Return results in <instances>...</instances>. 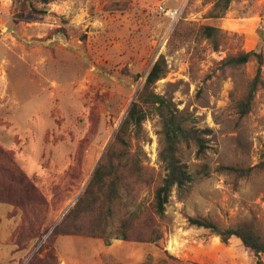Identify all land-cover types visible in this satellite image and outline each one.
I'll use <instances>...</instances> for the list:
<instances>
[{"label":"rangeland","instance_id":"374dc122","mask_svg":"<svg viewBox=\"0 0 264 264\" xmlns=\"http://www.w3.org/2000/svg\"><path fill=\"white\" fill-rule=\"evenodd\" d=\"M162 4L177 11L173 21ZM210 8L203 0H53L45 15L21 20L14 0H0V151L44 200L40 207L18 206L8 189L15 174L0 160V198L9 200L0 201V264H264V254L255 256L238 239L223 244L187 221L243 224L264 235V171L240 177L224 170L256 166L264 148V63L263 86L242 119L231 98L244 94L257 64L224 65L239 53L264 54V0H235L219 20L207 17ZM200 26L221 31L217 49L191 31ZM160 56L167 74L154 92L206 132L199 157L192 145L178 149L193 180L182 195L172 191L166 220L151 212L164 176L158 118L149 116L138 137H126L148 177L123 204L150 213L162 239L135 241L136 232L127 241L92 237L91 228L100 229L82 214L75 222L83 231L62 235L77 232L62 222L84 198L96 166L115 164L122 148L115 135Z\"/></svg>","mask_w":264,"mask_h":264},{"label":"trees","instance_id":"16d2710c","mask_svg":"<svg viewBox=\"0 0 264 264\" xmlns=\"http://www.w3.org/2000/svg\"><path fill=\"white\" fill-rule=\"evenodd\" d=\"M14 1L18 5L16 17L21 20L28 15H45L48 5L53 2V0ZM203 1L211 3L207 17L219 20L226 15L231 2L235 0ZM180 27L181 23H178V29ZM191 31L195 32L199 39L210 41L214 49L218 48L221 36L219 29L212 26H200L192 28ZM252 60L257 64L255 76L248 83L246 91L240 98H231V108L241 119L249 114L255 94L263 86L261 67L264 63V54L260 50L243 52L226 59L224 62L226 67L238 69ZM166 74V62L163 56H160L144 76L141 89L130 103L126 117L115 135L116 142L122 146L115 164L106 160L96 166L84 198L77 201L75 208L69 212L62 222V227L65 224L68 227L72 223V227L77 228V232L61 230L62 235L83 231L84 228L80 226L81 224L76 226L75 222L82 214L85 218H90L91 225H98L100 229L91 228L89 234L92 237L103 238L108 241L109 238L114 236L116 239L127 241L131 238V232H136L135 241L158 244L162 239V233L158 226L153 223L152 217L166 220L165 207L172 191L175 189L178 195H182L193 180L187 166L180 160L178 149L183 145H192L196 148V154L199 157L205 149L203 136L206 133L195 127L194 118L191 115L179 111L170 100L154 92L155 83L164 78ZM149 116H155L159 120L158 158L164 171L163 178L154 189L151 203L153 216L150 213L143 214V211L138 210L139 208L129 211L126 209V205L123 204L125 196L131 197L133 187L139 183H146L143 179L148 177V172L142 166L139 156L136 153L128 152L126 137H138L143 122ZM0 160H4L3 164L7 165L8 168L5 170L7 173L15 174V177L10 180L14 184L9 186L8 189L14 191L16 204L19 203L18 206L23 207V209L24 207H40L43 205L44 200L41 198L34 182L19 170L5 152L0 151ZM224 170L234 172L240 177H245L254 170L263 172L264 148L260 153V159L256 166L248 169L227 167ZM0 171H4L3 168L0 167ZM128 179H132L133 183H128ZM100 196L103 198H100ZM2 200L4 198H0V201ZM96 200H103V202L101 205H97L95 204ZM6 201L9 200L2 202ZM31 202L34 206L30 204ZM187 221L190 226L209 230L223 244H227L231 238H236L246 250L252 252L255 256L259 257L264 254V235L246 225L236 224L224 227L209 218L201 217H189ZM58 227H61V224ZM108 228H110V232L105 234ZM257 264H262V262L258 260Z\"/></svg>","mask_w":264,"mask_h":264},{"label":"built area","instance_id":"2783aa9c","mask_svg":"<svg viewBox=\"0 0 264 264\" xmlns=\"http://www.w3.org/2000/svg\"><path fill=\"white\" fill-rule=\"evenodd\" d=\"M161 13H164L166 15H169L172 19V21L175 19L176 15H177V11H171L169 10L168 8H166L165 4H162L160 7H159Z\"/></svg>","mask_w":264,"mask_h":264}]
</instances>
